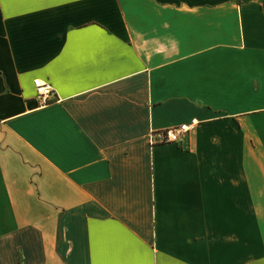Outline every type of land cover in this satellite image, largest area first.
<instances>
[{
  "label": "crops",
  "instance_id": "1",
  "mask_svg": "<svg viewBox=\"0 0 264 264\" xmlns=\"http://www.w3.org/2000/svg\"><path fill=\"white\" fill-rule=\"evenodd\" d=\"M0 264H264V0H0Z\"/></svg>",
  "mask_w": 264,
  "mask_h": 264
},
{
  "label": "built area",
  "instance_id": "2",
  "mask_svg": "<svg viewBox=\"0 0 264 264\" xmlns=\"http://www.w3.org/2000/svg\"><path fill=\"white\" fill-rule=\"evenodd\" d=\"M33 84L36 90V96L39 104L38 106L44 107L49 104L55 96V91L52 85L40 78H35L33 80ZM197 123V120L192 119L176 126L152 131L149 134V143L151 146L166 143H179L182 138L197 125Z\"/></svg>",
  "mask_w": 264,
  "mask_h": 264
}]
</instances>
